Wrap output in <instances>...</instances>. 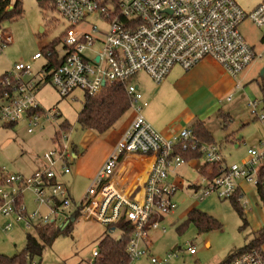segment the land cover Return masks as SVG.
<instances>
[{
    "label": "built area",
    "instance_id": "obj_1",
    "mask_svg": "<svg viewBox=\"0 0 264 264\" xmlns=\"http://www.w3.org/2000/svg\"><path fill=\"white\" fill-rule=\"evenodd\" d=\"M52 2L71 28L63 36L60 48L56 46L55 51L48 49L45 53L41 50L32 56V60H44L40 70L34 72L31 63L17 62L12 70L0 76V117L8 124L24 120L28 132H34L42 126V119H50L56 114L43 109L38 100V91L47 82H51L62 97L79 89L96 96L103 92L106 84L121 83L131 95L135 117L78 202L59 180V174L71 171L74 159V142L66 134L69 130L60 131L59 139L55 140L56 148L43 156L45 164L32 174L10 173L5 167L1 168L0 177L4 182L0 183V214L8 218L15 216L17 223L23 222L28 228L35 226L33 219L36 213L28 216L19 194L12 196L6 191L7 185L17 184L19 192L24 188L33 191L37 200L55 215L54 218H41L40 223L56 222L57 217L67 218L73 208L81 212V217L107 227L124 220L132 229L126 248L129 264L142 258H147L149 264H169L172 257L179 256V252L174 249L166 259L154 255L151 231L159 229L163 218L178 207L173 200L178 187L169 180L170 170L190 161L180 154L173 155V150L179 143H183V149H187L189 143L196 149L198 141L188 127L172 137L157 131L144 117L148 101L133 79L138 73L146 72L156 84H161L173 67L180 65L190 70L209 56L218 60L232 76H238L251 62L264 56V51L257 53L239 30L247 17L258 26L264 25V0L250 11L236 0ZM9 7L12 8L13 4ZM93 15L102 19V26L94 24L91 31L75 27L87 23ZM12 40L11 34L3 29L0 53ZM56 60L62 61L56 64ZM247 103L253 115H257L259 103ZM258 119L264 124V110ZM261 145V149L248 148V157L241 166H228L217 144H202L200 149L204 153L205 164L210 166L212 174L213 167L218 169V173L213 177H203L197 199L204 200L213 193L219 198H230L239 187L237 181H247L258 192H264L263 141ZM130 153L151 154L155 160L143 183L127 194L114 184L113 177L121 159ZM13 227L10 222L4 229ZM165 230L163 227L162 232ZM188 251L196 253L195 246L189 244ZM92 255L91 264L96 258H101L98 248ZM223 264H264V249L248 250Z\"/></svg>",
    "mask_w": 264,
    "mask_h": 264
},
{
    "label": "rangeland",
    "instance_id": "obj_2",
    "mask_svg": "<svg viewBox=\"0 0 264 264\" xmlns=\"http://www.w3.org/2000/svg\"><path fill=\"white\" fill-rule=\"evenodd\" d=\"M15 1L11 0V4ZM237 1L239 4L243 3V0ZM22 12L20 16L0 21V33L6 29L13 37L12 43L0 53V76L12 70L17 62L31 63L34 72L40 70L44 60H32V56L41 51L46 44L54 41L60 48L63 36L71 28L70 23L56 11L53 4L41 7L38 0H22ZM101 20L98 15H93L87 23L75 27L91 31L94 24L103 25ZM239 30L257 53L264 51V25L258 26L247 17L241 22ZM263 67L264 56L258 57L237 76L240 87L237 86L238 89L228 95V97L231 96V100H227V103L235 107L231 111L233 121L229 123L228 128L223 129L219 123L221 121L224 124L223 117L220 120L219 116L214 115L208 122L216 142L223 143L221 153L228 166L234 164L241 166L248 157V148L261 149L263 147L260 140L264 143V124L258 119L264 108ZM145 76L147 80H151L148 75ZM38 93V100L43 109L52 110L57 116L55 114L50 119H42L43 127L36 128L31 134L28 132L26 121H19L13 127H4L6 121L0 117V170L5 167L10 173L19 172L28 175L29 172L38 169L35 160L43 162V156L56 148L55 140L59 139L56 138L60 131L59 124L64 120H67L72 127L71 131L66 132L70 141L79 144L86 132V129L77 122L86 101V92L79 89L70 96L62 97L53 84L47 82ZM250 101L259 103L257 115H253L252 109L248 107L247 102ZM228 131L238 134L240 141L227 143L224 135ZM199 161L204 163L205 157H200ZM190 162L175 169L179 176L183 175L185 178L183 188H180L175 195L179 208L174 214L166 215L161 227L152 232V237L156 239L152 246V253L166 259L174 249L178 247L187 249L192 243L198 252L197 255L190 256L184 253L172 257L169 264H213L215 258L225 259L231 249L245 246L254 237V233L263 227L264 202L260 200L257 188L246 182L244 195L240 198L244 218L248 221L246 228H243L244 219L241 218L230 198H219L216 193H213L195 203L193 189L188 187V184L202 180L203 175ZM174 177L178 178L176 174ZM169 180H173L172 176ZM86 187L87 185L82 184L74 188L77 202L85 195ZM19 189L17 184L6 186V191L12 196L19 194V200L28 216L32 217L34 212L36 213L33 219L35 226L45 216L55 217L48 206L37 200L33 191L24 188L19 192ZM193 206L217 218L222 223V228L206 232L200 231L194 223H188L187 216L182 214ZM75 212L76 209H71L68 216L70 217ZM66 219V217H57V225L61 226ZM10 222L14 227L11 230H5L4 227ZM35 226L28 228L23 222L17 223L15 216L8 218L1 213L0 254L9 257L19 255L26 247L27 234H34ZM165 226L167 231L161 234ZM106 232L110 234L105 224L78 217L73 221L71 228L59 233L53 243L44 248L41 255H35L33 259L26 256L25 264H91L92 253L98 248L100 237ZM112 235L116 238L121 235V232L116 229ZM140 261L144 260H136L134 263L144 264Z\"/></svg>",
    "mask_w": 264,
    "mask_h": 264
},
{
    "label": "crops",
    "instance_id": "obj_3",
    "mask_svg": "<svg viewBox=\"0 0 264 264\" xmlns=\"http://www.w3.org/2000/svg\"><path fill=\"white\" fill-rule=\"evenodd\" d=\"M261 1L262 0H243V3L241 2V4H239L238 1L237 3L246 7L249 9L248 11H250L256 8ZM169 73L170 74L161 82V84H156L155 82L152 83V78L146 72L138 73L133 79V83L138 86V89L141 90L144 98L148 101V105L143 111L144 117L157 131L166 137H172L173 135L178 134L183 128H190L195 125L198 120H200L205 123L207 130L213 137L214 134L209 128L208 122L211 121V118L214 115L219 116V119L223 117V120L225 121L224 124H222L221 121L219 123L223 129L228 128L229 123L233 121L231 111H233L235 107L231 103H227V100H231V98L227 99V97L240 87L237 76H232L228 71H225L218 60L212 56L201 60L190 70H185L182 66L177 65L173 67ZM145 75H148L152 81L147 80ZM134 117L135 112L131 107L128 113L115 122L116 124L113 129L104 134H99L93 130L86 129L81 142L79 144L74 142V153L72 156L74 159L70 165L71 171L69 173L59 174V180L65 184L68 190H70V193L75 201L76 196L74 188L77 185L82 184L87 185L86 188L90 186L93 178H95L98 174V170L109 157L108 155L114 149L118 139L127 130V128H129V125L131 124L130 122ZM253 119H255V117H253ZM224 136L227 143L240 141V136L234 131H228V133L225 132ZM213 139L215 140V137H213ZM261 141L262 140H260V143ZM213 144L218 145L219 143L215 140V143ZM218 146L222 149L223 143H220ZM199 158L200 157L189 159V161H191L190 163L193 166H196L197 170L202 173L203 177L207 176V171L209 174H212L209 169L210 167H208V169L206 168L205 171L204 166L207 164H205V162L201 163ZM154 160L155 156L151 154L141 155L130 153L125 155L115 170V175L113 177L114 184L127 194H131V191L135 189L134 187L139 186V184L143 183L146 179L148 171ZM35 163L39 168L45 164V161L43 160L42 162L35 160ZM178 168L180 167H173L170 170V177L172 176L173 179L170 182L178 187L176 193L180 190V188H183L185 182L184 176H179L177 173L176 170ZM30 173L32 174L33 172H29L28 175H30ZM174 174H176L178 178L174 177ZM246 182L240 181L238 183L239 187L237 190H239L240 196L244 195V186L246 187ZM201 184L202 180L197 181L194 184H188V187H192L193 189L192 194L195 198V203L200 202L197 199V194L200 192ZM176 193L173 196V200L177 203L175 200ZM178 208L179 203L177 209L171 214H174ZM195 208L198 207H190L182 215L187 216L188 213ZM164 221L165 217L163 218L162 224ZM153 231H151V237ZM166 231L167 227L165 232ZM113 232H115V230H113ZM165 232L161 231L160 233L164 234ZM155 242V237H152L151 251ZM262 247L264 249V245H262ZM238 249H231L228 257L225 259H222L223 257L215 258V262L213 264H220L226 261L229 257L236 253ZM175 250L179 252V255L188 253L190 256H195L198 254L196 251V253L191 254V252L188 251V248L183 249L178 247ZM141 260L144 261L140 262L149 264L147 258Z\"/></svg>",
    "mask_w": 264,
    "mask_h": 264
},
{
    "label": "trees",
    "instance_id": "obj_4",
    "mask_svg": "<svg viewBox=\"0 0 264 264\" xmlns=\"http://www.w3.org/2000/svg\"><path fill=\"white\" fill-rule=\"evenodd\" d=\"M38 2L41 7L53 4L52 0H38ZM10 5L11 0H0V21L12 19V17L23 14L22 0H16L12 8L9 7ZM56 46L57 43L54 41L46 44L42 51L44 53L48 49L55 51ZM61 61L62 60H56V64ZM130 109L131 95L125 89L123 84L113 82L112 84H106L103 88V92L97 94L96 96L86 94V101L79 113L77 122L79 125H82L84 129H90L96 133L104 134L113 129L116 124L115 122L128 113ZM15 124L6 123L4 127H13ZM59 125L60 131L72 130V127L67 120H64ZM190 129L192 130L193 137H196L198 141L196 149L192 148L191 143H189L187 149H183V143H179V145L172 152L175 156L180 154L186 160L203 157L204 153H202L200 149L201 145H210L215 143V140L210 135L203 121L198 120V122L190 127ZM60 131L57 133L58 137L56 138H59ZM208 167H210L208 164L204 166L205 171ZM213 169V174H209L208 171L206 172L208 177H213V175L218 173V169H216V167H213ZM3 182L4 180L0 177V183ZM258 194L260 200L264 202V192H258ZM240 198L241 196L239 190H237L234 195L230 197L241 218L244 219L243 228H246L248 221L244 218L243 209L240 205ZM78 217H81V212L76 210L74 214L67 217L65 220L66 222H64L61 226H58L55 221H51L49 224L39 223L35 226L34 234H27V244L25 249L19 253V255L13 257L0 254V264H25L27 258L26 256L33 259L35 255H41L44 248L50 246L59 233L66 232L67 229L71 228L73 221H75ZM187 219L188 223H194L200 231L208 232L214 229L222 228V223L217 218L207 214L199 208L191 210L187 215ZM114 227L119 229L121 232V235L116 238L112 235ZM108 229L110 234L108 232L103 234L98 244V250L101 258H96L92 264H129L130 259L126 252V248L132 234L130 224L123 220L115 226H108ZM254 234V237L251 238L243 248L238 249L236 253L220 264L231 261L240 254L248 252V250L261 248L262 245H264V227Z\"/></svg>",
    "mask_w": 264,
    "mask_h": 264
},
{
    "label": "water",
    "instance_id": "obj_5",
    "mask_svg": "<svg viewBox=\"0 0 264 264\" xmlns=\"http://www.w3.org/2000/svg\"><path fill=\"white\" fill-rule=\"evenodd\" d=\"M262 70H263V73H264V67H263V69H262ZM103 84H105V82H103Z\"/></svg>",
    "mask_w": 264,
    "mask_h": 264
}]
</instances>
